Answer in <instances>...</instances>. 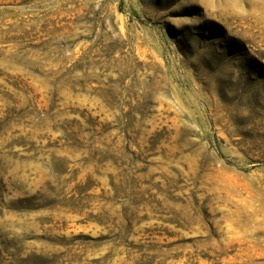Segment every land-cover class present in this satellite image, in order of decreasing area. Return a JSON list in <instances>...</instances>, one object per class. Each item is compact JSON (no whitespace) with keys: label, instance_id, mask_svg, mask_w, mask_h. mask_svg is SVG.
Returning <instances> with one entry per match:
<instances>
[{"label":"rangeland","instance_id":"rangeland-1","mask_svg":"<svg viewBox=\"0 0 264 264\" xmlns=\"http://www.w3.org/2000/svg\"><path fill=\"white\" fill-rule=\"evenodd\" d=\"M0 264H264V0H0Z\"/></svg>","mask_w":264,"mask_h":264}]
</instances>
